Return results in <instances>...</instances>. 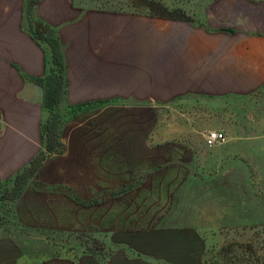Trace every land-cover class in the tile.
Listing matches in <instances>:
<instances>
[{
	"label": "rangeland",
	"instance_id": "1",
	"mask_svg": "<svg viewBox=\"0 0 264 264\" xmlns=\"http://www.w3.org/2000/svg\"><path fill=\"white\" fill-rule=\"evenodd\" d=\"M220 7L28 0L24 23L60 41L65 82L45 119L59 145L25 185L0 180V264H264V84L243 95L173 85L179 41L226 21ZM112 61L149 97H110ZM216 130L225 138L208 146Z\"/></svg>",
	"mask_w": 264,
	"mask_h": 264
},
{
	"label": "crops",
	"instance_id": "2",
	"mask_svg": "<svg viewBox=\"0 0 264 264\" xmlns=\"http://www.w3.org/2000/svg\"><path fill=\"white\" fill-rule=\"evenodd\" d=\"M27 3L0 0V180L13 178L43 148L48 111L44 89L34 78L48 73L50 54L24 23ZM242 10L244 17L239 15ZM220 11L228 13L226 21L215 19L218 24L212 23L210 29L189 30L179 41L173 68L174 74L178 72L173 80L176 89L243 95L264 84V0H221ZM44 17L48 21V15ZM224 25L233 32L220 29ZM110 67V97H149L153 89L142 80L137 86L129 67L115 61ZM155 90L157 98L162 96L165 82L158 80Z\"/></svg>",
	"mask_w": 264,
	"mask_h": 264
},
{
	"label": "trees",
	"instance_id": "3",
	"mask_svg": "<svg viewBox=\"0 0 264 264\" xmlns=\"http://www.w3.org/2000/svg\"><path fill=\"white\" fill-rule=\"evenodd\" d=\"M30 29L35 38L42 39L44 37L48 39V42L50 41L49 45L53 53V63L57 66L58 74L54 73L55 69H51V71L48 72L44 77L34 78L36 83L40 84L44 89V106L47 109H52L60 100L65 82V77L63 74L64 63L62 60V53L60 51V41L58 37H54L51 35L48 37L44 36V31L48 32L46 25L38 23L36 25V28L32 25ZM49 123L51 122H44L42 126V134L45 141V150H41L27 166H25L16 174L15 181L19 183L20 186L25 185L30 177L34 173L39 171L43 161L46 158V152H54L58 148V125L56 123L52 125Z\"/></svg>",
	"mask_w": 264,
	"mask_h": 264
},
{
	"label": "built area",
	"instance_id": "4",
	"mask_svg": "<svg viewBox=\"0 0 264 264\" xmlns=\"http://www.w3.org/2000/svg\"><path fill=\"white\" fill-rule=\"evenodd\" d=\"M225 138V134L221 131H211L207 134L205 142L208 146H214Z\"/></svg>",
	"mask_w": 264,
	"mask_h": 264
}]
</instances>
